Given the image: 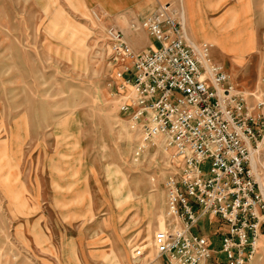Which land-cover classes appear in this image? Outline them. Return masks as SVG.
I'll use <instances>...</instances> for the list:
<instances>
[{
    "label": "rangeland",
    "instance_id": "obj_1",
    "mask_svg": "<svg viewBox=\"0 0 264 264\" xmlns=\"http://www.w3.org/2000/svg\"><path fill=\"white\" fill-rule=\"evenodd\" d=\"M82 1L87 15L68 0H0V264H133L163 228L175 152L163 135L144 142L120 113L133 72L120 78L131 64L105 47L108 25L126 38L144 31L129 29V15L100 22L97 1ZM182 1L153 10L170 5L183 19ZM204 1H221L207 12L228 36L215 59L250 107L264 102V0ZM242 31L255 43H239ZM258 161L260 184L264 144ZM204 220L220 249L221 221Z\"/></svg>",
    "mask_w": 264,
    "mask_h": 264
},
{
    "label": "built area",
    "instance_id": "obj_2",
    "mask_svg": "<svg viewBox=\"0 0 264 264\" xmlns=\"http://www.w3.org/2000/svg\"><path fill=\"white\" fill-rule=\"evenodd\" d=\"M129 29L144 31L154 44L136 53L122 30L105 28L110 60L131 64L120 77L133 72L125 80L130 92L122 97L120 113L144 142L165 136L178 164L165 183L167 212L153 235V252L137 247L133 264H208L212 244L193 229L212 218L226 227L220 249L226 264H255L264 236V193L257 179L264 102L249 106L212 61L210 47L190 41L170 5L131 21ZM206 163L208 173L201 169Z\"/></svg>",
    "mask_w": 264,
    "mask_h": 264
},
{
    "label": "crops",
    "instance_id": "obj_3",
    "mask_svg": "<svg viewBox=\"0 0 264 264\" xmlns=\"http://www.w3.org/2000/svg\"><path fill=\"white\" fill-rule=\"evenodd\" d=\"M68 1L77 10L83 11L85 15L88 14V12H86V6L82 0H68ZM96 1H97L98 8L96 7V10L94 11L97 14H99L103 19H106L107 16L111 18V17H118V16L123 17L126 15H129L130 17L129 21L131 22L133 20L139 21L147 17L148 15H150L151 13L155 11L153 10L154 8L161 5V2H164L165 0H96ZM220 2L221 1L217 3L214 1H204V0H183L182 1V7H183L182 10H183V16H184L182 17H183L190 41L199 47H201L202 45H208L210 47V57L212 61L219 65L221 62L215 59L216 54L214 53L213 50L215 47H217L221 49V53H225L226 48L223 46V44L227 42L228 36L226 37L225 35H219V33L221 34L222 32H224L222 31V29L224 28L221 27L223 17H221L220 19H215V20L213 19L214 17L209 18L208 16L209 13L207 12V9L209 11L215 10L218 8L220 9L221 8ZM166 3L168 2L166 1ZM214 4H216V8L214 7ZM130 33L132 32L130 31ZM242 33H245V31H242ZM251 37L253 36H247L246 33L241 34L238 41L240 43L242 38L247 39L249 41ZM138 39L142 41V42H139V44L137 43ZM127 40L130 46L132 47V49L135 50L136 53L145 51L149 49L150 47H152L154 44L153 40L145 32L137 33V35L127 38ZM253 40L255 43L254 37H253ZM250 43H251V46L253 47L251 52H253L255 48H254L253 42H250ZM238 47H239V44H238ZM251 52H249V54ZM204 222H206V220H203L199 224L200 226L199 229H196L195 227L193 229V233L207 237L212 244L213 253H212V257L209 260L208 264H226L227 260H226L225 255L220 253L221 239H222V235L226 232V227L223 225L222 222L218 221L221 225V229H219L220 237H217L219 239L220 249L217 250L214 248V243L210 235L205 230L202 229L201 224H203ZM211 222H212V219L210 220V223ZM100 227L101 226L99 225L94 230L97 233H99ZM44 231L46 232L47 230L45 229ZM215 232L216 231L213 232V236H216ZM34 240H35V236H34ZM263 240H264V236L261 237L260 242H259V249L257 252L255 264H262L264 262L263 261L264 260V250H263L264 247L262 246ZM113 244L114 243H112V246H111L112 249L114 248ZM113 252H114V249L112 250L111 254H113ZM102 255L104 257L112 256L110 255L109 251L102 253ZM115 258L116 257H114V259ZM71 263L72 264H83L81 260H79L78 258L74 256L71 257ZM115 263L118 264L117 261Z\"/></svg>",
    "mask_w": 264,
    "mask_h": 264
},
{
    "label": "bare ground",
    "instance_id": "obj_4",
    "mask_svg": "<svg viewBox=\"0 0 264 264\" xmlns=\"http://www.w3.org/2000/svg\"><path fill=\"white\" fill-rule=\"evenodd\" d=\"M119 77H120V74H119ZM121 78V77H120ZM264 181V180H263ZM260 186H261V189H262V191H263V193H264V182H260Z\"/></svg>",
    "mask_w": 264,
    "mask_h": 264
}]
</instances>
